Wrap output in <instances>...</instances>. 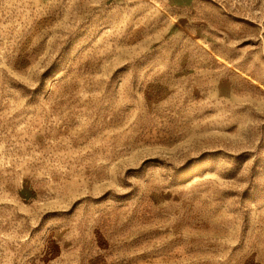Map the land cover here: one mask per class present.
Returning a JSON list of instances; mask_svg holds the SVG:
<instances>
[{
  "label": "rangeland",
  "instance_id": "rangeland-1",
  "mask_svg": "<svg viewBox=\"0 0 264 264\" xmlns=\"http://www.w3.org/2000/svg\"><path fill=\"white\" fill-rule=\"evenodd\" d=\"M0 264H264V0H0Z\"/></svg>",
  "mask_w": 264,
  "mask_h": 264
},
{
  "label": "bare ground",
  "instance_id": "bare-ground-1",
  "mask_svg": "<svg viewBox=\"0 0 264 264\" xmlns=\"http://www.w3.org/2000/svg\"><path fill=\"white\" fill-rule=\"evenodd\" d=\"M223 62V61H222ZM239 72V71H238ZM261 85V84H260Z\"/></svg>",
  "mask_w": 264,
  "mask_h": 264
}]
</instances>
